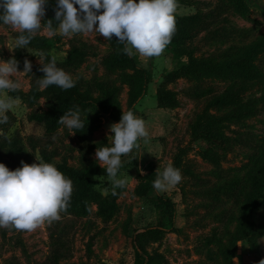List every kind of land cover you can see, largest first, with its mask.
<instances>
[{
    "label": "rangeland",
    "instance_id": "1",
    "mask_svg": "<svg viewBox=\"0 0 264 264\" xmlns=\"http://www.w3.org/2000/svg\"><path fill=\"white\" fill-rule=\"evenodd\" d=\"M180 1L175 13L201 16L186 44V50L196 56L221 58L223 53L230 55L242 50L264 34V0H245L248 8L244 15L227 10L222 0ZM18 35L0 21V59L7 61L14 56L24 62L27 58L33 66L31 73L18 78L19 90L0 93L15 100L13 108L7 112L8 122L0 124L3 133L0 135V163L9 170L21 167V161L37 162L35 157H42L54 165L65 162L74 168H81L92 160L99 164L95 158L96 149L112 146L111 135L114 134L109 128L119 121L101 113L98 127L86 141H78L63 125L48 136L43 126L31 121L30 116L44 113L49 99L43 95L32 105H27L26 99L32 86L39 88L37 81L43 74L38 71L42 67L39 63L41 53L45 63L51 54H55L57 66L69 73L74 81L83 83L81 88L90 86L94 96L97 93L94 82H111L119 87L118 101L122 111H126L129 86L121 83L117 73H109L102 66V58L111 52L109 41L97 33L77 34L71 38L59 34L50 37L42 29L35 36L50 38L47 53L41 46L30 44L27 48L10 51ZM72 45L84 49L87 55L82 64L68 67L64 60ZM262 49L255 60L260 75L256 79L236 82L211 77L198 81L178 77L162 84L163 72L174 66L169 47L159 57L136 53L134 56L141 66L147 65L148 70L153 68L154 74L161 69L162 75L157 82L151 79L146 94L133 110L145 120L149 136L146 142L140 141L139 149L121 157L118 178L126 177L127 185L115 189L117 212L110 220L103 221L96 215L97 206L93 204L91 213L85 217L61 212L59 220L45 223L31 232L0 228V264H134V234L167 220L151 199L154 192L174 201V223L178 231L168 232L159 241L148 244L150 254L163 255L162 264H233L232 260L229 261V253L239 235L243 208L251 205L256 184L264 172ZM181 59L187 60L186 56ZM18 70L22 72L23 68ZM160 87L166 91L163 103L167 106L158 105ZM227 87L238 96L236 104L211 110L222 119L226 141L196 138L191 133L196 115ZM204 90L211 92L199 96ZM87 116L95 119V110ZM180 150L185 152L181 155ZM207 150L212 153V158L201 154ZM179 156L182 159L177 165L182 174L179 184L165 191L154 188L148 197L137 193L141 185L139 168L144 173L157 169L162 172ZM95 179V188L102 195L113 192L107 175H97ZM249 217L257 223H264V204L253 210ZM241 242L244 247L236 245L235 253L240 264H259L264 259V236L258 239L257 251L251 252L245 241Z\"/></svg>",
    "mask_w": 264,
    "mask_h": 264
},
{
    "label": "clouds",
    "instance_id": "2",
    "mask_svg": "<svg viewBox=\"0 0 264 264\" xmlns=\"http://www.w3.org/2000/svg\"><path fill=\"white\" fill-rule=\"evenodd\" d=\"M48 0H0V21L10 26L19 35L14 38L10 51L27 48L35 35L42 29L48 36L61 35L71 38L77 34L97 33L106 41L117 38L124 45V54L133 57L136 53L145 57H159L170 44L176 31V0H56L55 18L42 23ZM78 5V7H76ZM53 21L57 26H53ZM135 50V51H134ZM38 71L44 75L38 79L40 90L55 85L62 90L75 86L72 76L57 66V57L51 54L44 62L41 53ZM23 71H19V61L12 58L0 59V93L20 89L18 79L22 74L32 72V63L24 59ZM15 100L8 95H0V124L8 122L7 112ZM66 127L70 135L85 127L78 106L69 109L57 121ZM111 147H97L96 161L105 169L108 180L115 189L124 188L127 178H118L121 157H127L134 149L141 147L140 141L149 136L145 120L132 110L122 111L118 123L110 125ZM0 135H3L0 132ZM8 138L7 136L5 137ZM55 139V137H53ZM144 153L141 154V156ZM140 156V157H141ZM32 164L21 161V167L9 170L0 163V228H14L18 231H34L45 223L60 219V213L69 207L73 182L58 168L47 163L42 157H35ZM138 171L144 175V170ZM182 180L180 169L167 165L161 172L156 170L153 187L165 191ZM237 246L244 247L241 241ZM233 264H240L239 257H232ZM264 264V259L259 261Z\"/></svg>",
    "mask_w": 264,
    "mask_h": 264
},
{
    "label": "trees",
    "instance_id": "3",
    "mask_svg": "<svg viewBox=\"0 0 264 264\" xmlns=\"http://www.w3.org/2000/svg\"><path fill=\"white\" fill-rule=\"evenodd\" d=\"M138 1V0H137ZM223 6L227 10H233L239 15H244L247 12V3L245 0H222ZM176 0V3H180ZM56 0H48L45 8L46 14L43 21L55 18L54 8ZM78 7V5L76 6ZM176 19V31L168 45L169 51L173 58L174 66L171 70L163 73L162 84L178 77L188 78L194 81L202 78H222L231 80L232 82L241 79L248 80L256 79L260 75V70L255 63L259 52L263 50L264 34L253 41L252 43L242 47V50H236L235 53L227 55L223 53V57L214 56H196L190 50H186V44L192 37V30L200 23L201 16L198 14L180 15L174 13ZM53 26H57V22L53 21ZM117 38L112 37L109 40L111 52L104 55L102 58V66L109 73H117V77L121 79V83L129 86V100L126 111L134 110L135 106L140 102L146 94L148 83L152 79V74L147 67L141 66L135 56L129 57L123 53L124 45L117 43ZM30 45L41 46L46 53L51 46V40L44 36H35ZM87 53L84 49L72 45L68 51V55L64 60V65L76 66L80 65L86 59ZM186 56L187 60L181 59ZM23 62H19L18 68H23ZM44 74H42L43 77ZM247 80V79H246ZM84 85L81 82L75 81V86L68 90L52 85L47 89L40 90L36 86H32L29 95L26 99L27 105H32L36 100L43 95L49 99L47 110L44 113H33L30 116L31 121L40 123L44 128L45 135H51L59 128V118L64 112L78 106L81 110V119L85 127L76 131L75 136L78 141L88 140L94 130L98 127L100 114H105L113 121H120L122 109L118 101L119 87L113 83L94 82L96 95L90 86L83 89ZM168 92V91H167ZM210 91H201L199 96H205ZM162 87L157 92L158 105L163 107L167 104L163 103L165 97ZM169 93V92H168ZM171 93H169V96ZM235 93H231L227 87L220 95H215L208 105L199 112L192 125L191 133L196 138L204 140L215 139L226 141L221 117L212 113L211 110H218L235 105L237 102ZM95 110V119L88 118L87 114ZM213 138V140L210 139ZM94 146V144H92ZM211 149H213L211 147ZM210 151V150H209ZM202 151L201 154L206 158H212L211 152ZM185 150H180L181 155ZM179 156L172 164L175 168L181 162ZM49 160H47L48 162ZM67 178L73 182V192L69 207L62 212L66 215H74L76 217H85L92 211V206H97L96 215L101 217L103 221L110 220L117 212L116 195L109 193L102 195L96 188L97 175H106L105 169L97 162L89 161L81 168H74L68 164L60 163L55 165ZM156 179V170L147 171L141 175V185L137 191L140 196H147L154 189L153 181ZM155 205L162 210L163 217L167 218L165 222L149 225L143 230L134 234L132 241L135 250L134 264H162L164 257L161 254H150L147 250V245L152 242H157L163 238L168 232H176L178 228L175 226V203L168 196H164L154 192L151 197ZM264 204V172L258 180L255 187V193L252 198V203L243 208L242 219L240 221L239 235L233 242V247L229 253L231 261L236 253V242L245 241L248 249L253 252L258 249V239L264 236V223H257L250 219V215L259 206Z\"/></svg>",
    "mask_w": 264,
    "mask_h": 264
},
{
    "label": "crops",
    "instance_id": "4",
    "mask_svg": "<svg viewBox=\"0 0 264 264\" xmlns=\"http://www.w3.org/2000/svg\"><path fill=\"white\" fill-rule=\"evenodd\" d=\"M137 2H138V1H137ZM177 6H179V5L177 4ZM143 66H144V65H143ZM151 66H152V65H151ZM155 66H157V65L155 64ZM145 67H147V65H146ZM149 70H150L151 73H152L153 82H155V81L157 82L159 79H161V75H162V74L160 73V70H161V69H159V70L157 69V70H156V71H159V72H157V74H154V72H153V68L150 67ZM168 70H169V69H167L166 71H168ZM166 71H165V72H166ZM161 72H162V71H161ZM163 73H164V72H163ZM153 74H154V75H153ZM135 111H136V110H135Z\"/></svg>",
    "mask_w": 264,
    "mask_h": 264
}]
</instances>
